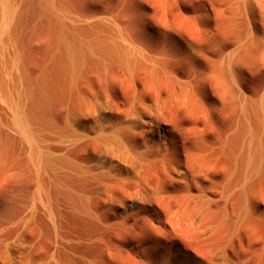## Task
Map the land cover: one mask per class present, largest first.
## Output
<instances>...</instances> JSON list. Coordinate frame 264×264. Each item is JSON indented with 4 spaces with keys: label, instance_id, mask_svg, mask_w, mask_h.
<instances>
[{
    "label": "bare ground",
    "instance_id": "1",
    "mask_svg": "<svg viewBox=\"0 0 264 264\" xmlns=\"http://www.w3.org/2000/svg\"><path fill=\"white\" fill-rule=\"evenodd\" d=\"M141 2L143 16L156 11L155 29L79 15L65 0H0V152L11 139L36 182L15 236L40 217L49 224L55 248L36 264H60L80 236L87 245L126 228L151 264H248L227 248L247 220L262 224L264 248V0ZM30 8L49 33L34 73L19 39ZM89 67L119 69L128 98L105 82L90 87ZM87 144L93 151L78 158ZM190 237L212 239L210 256L198 243L191 250ZM90 263L116 264L104 255Z\"/></svg>",
    "mask_w": 264,
    "mask_h": 264
},
{
    "label": "rangeland",
    "instance_id": "2",
    "mask_svg": "<svg viewBox=\"0 0 264 264\" xmlns=\"http://www.w3.org/2000/svg\"><path fill=\"white\" fill-rule=\"evenodd\" d=\"M141 1L142 0H65V3L67 7L70 6V8L79 15H94L95 17L111 19L119 24L127 26L130 30L136 29L137 27L141 28V23H146L148 29H155L157 25L156 11L151 9L154 14L143 16L141 14ZM36 12V8L23 11L22 14L24 19L22 20L23 23L21 25L19 37L23 63L26 69L33 73L37 72L43 66L47 46L49 44V33L44 23L41 20H32ZM30 17L31 20H28ZM144 44L153 47L156 44V40L149 39L144 41ZM86 71L89 77L90 87H96L99 83L105 82L109 92L122 96L123 98H128L130 94L129 85L116 67H108L104 72L89 67ZM260 78L261 73H256L253 75L252 79L257 82ZM257 89L258 86L255 82L249 84L245 88L247 92H255ZM213 91L216 92L215 90ZM190 105L194 109L197 108V104L194 101H190ZM211 112L213 117L217 115L216 109H211ZM1 114H3L2 111H0V116ZM228 121L229 117L225 119L224 126L227 125ZM92 151L93 145L87 144L85 150L78 153L77 156L78 158H84ZM35 183V180L31 177L26 168H19L18 161L13 152V142L11 139H7L4 143V148L0 152V264H36L34 257L46 255L55 248L56 239L54 235H52L53 237L51 238L50 235L53 234L51 228H48L49 224L47 226V222L45 220L43 221L41 217L37 221L35 219L28 223L27 229L24 231V235L21 239H17L15 236L18 228L16 220L18 216L22 214L25 205L29 201L27 190L33 188ZM101 215L104 218L111 217L110 213L103 212ZM241 225L242 226L238 229L239 233L237 232L239 235L237 233L234 235L232 243L227 248V252L231 257L244 254L249 262L248 264H258L259 256L264 254V248L261 245L263 244L262 224L260 222L247 220ZM61 231H64L63 233L65 234H69L70 227L68 225L66 227V224H61ZM79 239L82 243L75 244L71 247L72 249L69 248L68 256L60 254V264H91L90 259H97L102 255L113 257L116 264H151L144 259V247L140 245L142 240L141 235L133 228L108 229L102 236L92 237L87 242V245L84 240L85 237L80 236ZM190 239H192L189 243V248H192L191 250L197 251L199 248L197 252L205 256H210V254H208V250L210 249L208 241L211 242L212 239L203 240V238H199L200 241L202 240L200 244L197 238L193 239L190 237ZM260 241H262V243ZM202 244H206L208 247H205V245L202 248ZM260 246L262 248L258 249ZM193 247L196 249H193ZM200 248L202 249L200 250ZM75 250L77 252H75ZM85 251H87V253ZM78 259H80V261ZM250 259L252 261H250ZM217 262L219 264H228L224 259L218 260Z\"/></svg>",
    "mask_w": 264,
    "mask_h": 264
}]
</instances>
